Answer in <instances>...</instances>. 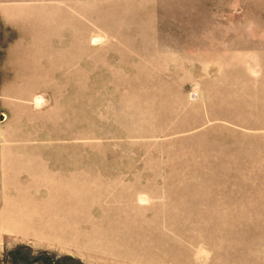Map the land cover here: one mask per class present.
<instances>
[{"label": "rangeland", "instance_id": "1", "mask_svg": "<svg viewBox=\"0 0 264 264\" xmlns=\"http://www.w3.org/2000/svg\"><path fill=\"white\" fill-rule=\"evenodd\" d=\"M48 2L0 264H264V0Z\"/></svg>", "mask_w": 264, "mask_h": 264}, {"label": "crops", "instance_id": "2", "mask_svg": "<svg viewBox=\"0 0 264 264\" xmlns=\"http://www.w3.org/2000/svg\"><path fill=\"white\" fill-rule=\"evenodd\" d=\"M80 1L57 0L54 24L80 26ZM126 1L105 0V13L118 12ZM21 24L32 28L25 33ZM49 25L48 0H0V114L4 116L0 120V187L9 186L16 176L18 149L11 116L28 106L38 86L43 87V75L48 89Z\"/></svg>", "mask_w": 264, "mask_h": 264}, {"label": "bare ground", "instance_id": "3", "mask_svg": "<svg viewBox=\"0 0 264 264\" xmlns=\"http://www.w3.org/2000/svg\"><path fill=\"white\" fill-rule=\"evenodd\" d=\"M36 100H37V102H40L41 100H42V96L41 95H38L37 97H36ZM39 221V220H38ZM36 225V224H35ZM41 226V225H40ZM43 226V225H42ZM37 228H38V226H37ZM30 229V228H29ZM39 229H40V227H39ZM34 230H36V228L34 229ZM35 234H36V232H35ZM42 239V238H41Z\"/></svg>", "mask_w": 264, "mask_h": 264}, {"label": "water", "instance_id": "4", "mask_svg": "<svg viewBox=\"0 0 264 264\" xmlns=\"http://www.w3.org/2000/svg\"><path fill=\"white\" fill-rule=\"evenodd\" d=\"M4 118V116L2 114H0V120H2Z\"/></svg>", "mask_w": 264, "mask_h": 264}]
</instances>
